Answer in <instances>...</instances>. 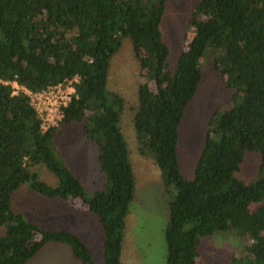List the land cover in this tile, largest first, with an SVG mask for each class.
I'll use <instances>...</instances> for the list:
<instances>
[{
    "label": "trees",
    "instance_id": "16d2710c",
    "mask_svg": "<svg viewBox=\"0 0 264 264\" xmlns=\"http://www.w3.org/2000/svg\"><path fill=\"white\" fill-rule=\"evenodd\" d=\"M168 2L0 0V81L39 93L77 79L63 119L47 132L29 97L12 96L0 83V264H29L48 244L67 246L74 259L94 264L76 234L43 231L13 211L26 184L43 198L93 214L103 231V264H121L136 179L120 127L126 103L109 92L108 74L124 39L144 78L133 111L137 140L175 190L164 231L166 264H201V242L217 233L245 239L246 264H264V0H200L188 21L191 41L175 62L161 32ZM209 52L232 94L228 107L210 116L194 175L185 178L178 128ZM67 127L97 149L107 184L91 197L59 153ZM248 155L259 156L252 183L236 178ZM39 166L56 178L55 186L40 179Z\"/></svg>",
    "mask_w": 264,
    "mask_h": 264
},
{
    "label": "rangeland",
    "instance_id": "374dc122",
    "mask_svg": "<svg viewBox=\"0 0 264 264\" xmlns=\"http://www.w3.org/2000/svg\"><path fill=\"white\" fill-rule=\"evenodd\" d=\"M200 0H169L161 24L164 42L169 47L170 61L175 62L186 50L193 36L188 21ZM211 53L200 65L202 80L195 98L188 104L178 128V161L182 175L192 178L203 146L209 118L218 107L223 111L231 92L220 82L214 69ZM144 75V72H142ZM142 75V77H143ZM144 83L131 42L123 40L121 50L113 57L108 74V90L126 103L121 115V132L128 145L129 160L136 179L135 199L125 221L122 246V264H166L164 231L168 223V203L175 198L173 186H167L162 173L154 164L152 154L142 150L133 125V111L137 107V90ZM64 138L59 153L65 157L71 170L80 178L86 196L102 190L107 184L101 172L97 149L82 138L76 127L63 130ZM259 156L248 155L236 178L246 183L257 179ZM40 179L49 186L56 178L44 167L34 168ZM12 209L24 214L25 219L39 225L43 231H69L76 234L91 251L94 264H103V231L97 218L88 211L71 208L65 203L43 198L26 184L14 198ZM246 240L231 233H217L204 239L200 246L201 264H246ZM29 264H82L71 256L66 246L48 244Z\"/></svg>",
    "mask_w": 264,
    "mask_h": 264
},
{
    "label": "built area",
    "instance_id": "2783aa9c",
    "mask_svg": "<svg viewBox=\"0 0 264 264\" xmlns=\"http://www.w3.org/2000/svg\"><path fill=\"white\" fill-rule=\"evenodd\" d=\"M76 82L77 79L75 78L66 84H59L49 87L42 92L33 93L18 85L16 82L0 81V83L11 87L12 96L23 93L29 97L31 104L41 120L42 132H47L52 128L58 127L59 122L63 119L64 108L72 102L76 94Z\"/></svg>",
    "mask_w": 264,
    "mask_h": 264
},
{
    "label": "crops",
    "instance_id": "0c3cea01",
    "mask_svg": "<svg viewBox=\"0 0 264 264\" xmlns=\"http://www.w3.org/2000/svg\"><path fill=\"white\" fill-rule=\"evenodd\" d=\"M83 211H85V210H83ZM60 246H63V245H60ZM67 247V246H66ZM69 248V247H68ZM70 249V248H69ZM71 251V250H70ZM71 256H72V252H71ZM72 258L74 259V257L72 256ZM74 260H76V259H74ZM77 261V260H76ZM121 264H122V262H121Z\"/></svg>",
    "mask_w": 264,
    "mask_h": 264
}]
</instances>
